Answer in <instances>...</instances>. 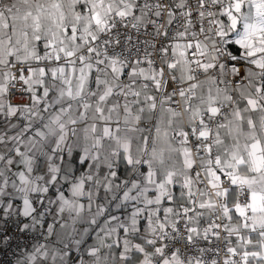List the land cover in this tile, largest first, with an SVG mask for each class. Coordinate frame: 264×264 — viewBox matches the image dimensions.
Masks as SVG:
<instances>
[{
  "label": "snow or ice",
  "instance_id": "snow-or-ice-1",
  "mask_svg": "<svg viewBox=\"0 0 264 264\" xmlns=\"http://www.w3.org/2000/svg\"><path fill=\"white\" fill-rule=\"evenodd\" d=\"M0 264H264V0H0Z\"/></svg>",
  "mask_w": 264,
  "mask_h": 264
}]
</instances>
